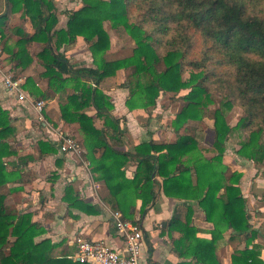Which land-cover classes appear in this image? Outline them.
I'll use <instances>...</instances> for the list:
<instances>
[{
  "label": "trees",
  "instance_id": "16d2710c",
  "mask_svg": "<svg viewBox=\"0 0 264 264\" xmlns=\"http://www.w3.org/2000/svg\"><path fill=\"white\" fill-rule=\"evenodd\" d=\"M3 2L6 14L22 11L21 16L32 27L30 35L15 28V34L21 36L19 50L10 55L15 67L25 69L36 61L48 90L60 96L69 90L59 103L60 118L65 124L78 126L90 172L105 186L104 200L112 211L119 212L123 221L137 224L133 220L135 203L140 202L139 213L145 214L156 188L167 198L186 203L185 222L174 216L167 229L182 232L176 248L189 241V254L183 256L197 264L218 263L215 243L227 230L254 239L256 232L251 231L246 199L239 187L242 174L227 171L222 160L225 145L241 128L246 137L236 155L264 166V0H80L79 8L61 12L53 0ZM60 14L67 15L64 29L57 28ZM3 20L0 17L1 37L6 31L14 33ZM106 24L132 40L135 47L131 56L107 58L111 43ZM170 31L173 34L168 37ZM190 32H195L193 40ZM151 37L163 51L159 52ZM196 37L201 43L195 46ZM79 40L87 46L92 68L74 67L61 51ZM35 44L42 47L31 54L29 47ZM186 70L189 76L184 78ZM118 72L126 73L116 87L127 90L124 104L129 111L156 109L161 96L167 94L173 102L183 101L169 124L174 140L155 144L151 139L132 151L113 147L123 146L126 138L122 121L112 115V98L102 85ZM225 76L227 80H223ZM214 81L218 86L223 84L225 99L210 110L214 101L208 85ZM27 87L31 95L47 99L30 79ZM235 105L244 116L229 126L225 116ZM205 116L213 120L210 158L198 148L194 127ZM96 120L101 122L100 128L95 126ZM11 121L0 107V188L14 184L9 191H19V185L27 181L24 168L32 157L16 156L17 150L8 144L16 135ZM37 145L40 153L47 146L42 142ZM11 156L16 161L8 164V170L4 159ZM62 201L69 208L96 213L70 185ZM192 201L213 224L210 240L195 238V229L189 226ZM44 233L33 213L11 209L6 195L0 193V264H82L65 255L55 256L57 246L43 239ZM249 260L253 261L244 250L232 257V264H249Z\"/></svg>",
  "mask_w": 264,
  "mask_h": 264
},
{
  "label": "crops",
  "instance_id": "0c3cea01",
  "mask_svg": "<svg viewBox=\"0 0 264 264\" xmlns=\"http://www.w3.org/2000/svg\"><path fill=\"white\" fill-rule=\"evenodd\" d=\"M53 1L56 9L60 12L77 9L80 5L79 0ZM5 9L7 8H5L3 0H0V17H4L3 24H6V27L12 29L13 32L15 28H20L24 34H32V27L27 19L21 16L22 11L8 15ZM57 19V28L64 29L67 23V15L60 14ZM20 37L18 33L10 34L7 31L2 37L0 35V45L4 51L5 63L15 76L24 81L22 88L29 99L41 100L30 94V88L27 87L28 79L31 80L36 89L47 97L46 100H41L44 102V106L42 111L43 123H40L34 102L31 100L19 102L13 93H9L4 89L0 81V106L10 112L13 125L19 132L18 135L24 134L26 136L25 138L27 139L24 138L25 143L35 138V141L42 140V143L47 144V146H43V151L40 153L38 146H21L19 143L15 144L14 142L15 146L13 147L18 153L32 157V160L24 168V172L29 174V171H31V175L35 177L30 182L27 180V184L19 185L21 186L19 190L21 194L32 200L31 205H26L29 208H23V210L33 212L34 220L39 222L45 230L43 239H49L56 244L57 247L53 253L58 258L65 255L72 262H75L72 259L75 253V245L73 243L75 236H81L88 241L102 242L113 250H121L124 247V240L116 231L111 220L110 214L114 211L105 203L104 197L106 198L107 196V190L103 183L94 180L89 165L87 166V163H89L86 159L87 153L80 141L81 136L78 126L76 124H65L59 115V103L66 98L69 90L61 96L48 90L45 79L41 77L43 69L36 61H33L25 69L15 67L10 55L19 50L18 40ZM41 47V44H35L31 45L29 50L33 54V52L39 51ZM61 51L74 67H93L87 46L80 40L64 47ZM115 80L116 84L121 82L117 79ZM115 80L107 79L103 83L102 88L112 98L114 104L112 115L122 121L121 129L125 133L126 143L123 146L113 147L121 151H132L136 145L151 139L155 144L160 143L162 139H166L163 141L167 142L174 140V133L170 134V131L166 132L165 135L162 133L164 128H160L162 123L153 124V119L157 117L155 109L129 111L125 107L124 102L127 90L117 88L114 85ZM158 109L156 108V110ZM150 120L151 129L148 126L146 127ZM210 121L208 120V123H211ZM95 126L100 128L101 122L96 120ZM60 134L74 137L77 140L81 149H83L81 156L62 153L59 150L58 139ZM212 135L214 139V133ZM212 135L209 131L203 139L205 141L203 143L206 146H198L200 150L204 149L203 153H208L203 154L205 158H210L213 155L209 151V145L213 140L210 144L206 142V139ZM237 163L233 164V166L237 167L235 171L242 174L239 187L249 207H247V213L249 216L250 214H257L249 219L251 231L256 232V235L254 239L249 240V238H244L243 236H236L232 230L223 232L222 237L215 243L214 253L216 261L218 262L217 264H232V257L245 250L253 260H249V264H264V202L258 201L261 200L264 194V172L260 170L257 174L254 167L245 169ZM33 164L39 165L40 174L37 175L32 170H27ZM130 172H126L129 178L132 177ZM39 184L38 189H32L31 185ZM68 185L71 186L83 202L94 208L95 214L87 213L81 209L69 208L62 201L64 190ZM27 187H31V189L27 190ZM22 189L27 195L23 193ZM37 197H41V205L37 204ZM135 204L136 210L133 220L137 222L143 235L142 264H197L191 257L183 256V254H189L186 250L189 241H184V245L176 248L175 244L182 237V232L178 229L172 231L167 229L169 221L174 216L181 223L185 222L188 214L186 203L181 200L167 198L159 188H156L155 199L147 208L145 214L140 215L139 213L140 202L137 201ZM190 208L193 216L189 226L195 229V238L210 240L213 224L205 220V214L196 201L190 203Z\"/></svg>",
  "mask_w": 264,
  "mask_h": 264
},
{
  "label": "rangeland",
  "instance_id": "374dc122",
  "mask_svg": "<svg viewBox=\"0 0 264 264\" xmlns=\"http://www.w3.org/2000/svg\"><path fill=\"white\" fill-rule=\"evenodd\" d=\"M106 30L109 33L110 43H111V48H109V50L107 51V54H106L107 58L113 60V59H120V58H125V57L131 56L133 49L135 47L132 40L127 36L126 37L121 36L119 32L112 30L108 24H106ZM172 34H173V32L170 31L168 33V37L172 36ZM190 34H191V40H193L195 37V32H192V33L190 32ZM151 41L154 42V44L156 45V43L152 39V37H151ZM195 41H196L195 46L199 45L201 43V40L197 37H196ZM156 46H158V45H156ZM156 48H159V46ZM160 48H159V52H161V50L162 51L164 50L163 48H161V49ZM117 76H118V78H117ZM188 76H189V70H186V72L184 73V78H187ZM125 77H126V73L118 72L116 77L113 78V80L117 79L120 82V81L124 80ZM222 78H223V80L224 79L227 80V76L222 77ZM110 80H112V79H110ZM114 85H117L116 80L114 81ZM208 88L211 91V95H212L213 101H214V103L210 106L209 109L213 110V108H216L218 106V103H220V101H224L225 97L223 96V94L225 92V89H224L223 84L218 86L215 81L210 82L208 85ZM169 96H170L169 94H167L165 96H161V98L159 99V107H157V109L159 108L158 109L159 111L155 109L157 117H155V119H153L154 120L153 124H155V125H156V123H162L160 125V128H163V127L165 128V129L163 128V130H162V133L164 135L168 131L171 132L170 134H173L172 129L169 127L171 118L184 105L182 100H177L176 102H173L171 99L169 100ZM150 108H152V107H150ZM231 108L232 109L226 113L225 120H226V123L229 124V126H235L236 122L240 118H242L244 116V114H243V111L241 110V108H238V106H236V105L234 107H231ZM6 111L9 113V116H10V112L8 110H6ZM10 118L12 120L11 116H10ZM208 120H211L210 121L211 123H208ZM150 123H151V120L148 123V125H146V127L148 126L151 129L152 125H150ZM12 124H14V123L12 122ZM194 127L196 130L198 129L197 132L200 133V134L198 133V136H200V138L197 137L198 146H206V144H204L205 141L203 140L204 137L207 135V133H209V131H210L211 135L214 133L213 132V120H212V118L209 116H205L201 121L195 123ZM18 134H19V132H17V130H16V135L14 136L13 139L8 140V144H14V142H15V144L19 143L21 146H38L37 145L38 142H42V140L41 141H38V140L35 141V138H33L32 140H29L28 142L25 143L24 138L26 136L24 134L23 135H18ZM245 137H246V134L241 128L233 133L232 137L229 139L228 143L225 145V151H224V156H223V160H222L223 165L225 166V168L228 169L227 171H230V172H237V171H235V169H237V167L233 166V164H236L237 162H238L237 163L238 165L242 166V168H245V169H250V168L252 169V167H254L255 170L257 171V174L260 172V170H262L261 172H264V166L263 165H255L252 161L242 159L236 155V150L239 148V143L241 141H243ZM25 139H27V138H25ZM212 139H213V135L211 137L209 136L208 139H206L207 140L206 142L210 144ZM163 140H166V139H162L160 141H163ZM15 144L13 146H15ZM20 145H18V146H20ZM201 150L203 153L204 149H201ZM203 154H208V153L204 152ZM16 156L24 158L27 155H23V153H18V151H17ZM4 161L7 165L8 170H10V165H8V164L15 162L16 157L12 158V156H11L10 158L8 157V158L4 159ZM256 166H259V167H256ZM245 169H243V170H245ZM27 170H32L33 173L37 174V175L40 174V171H39L40 168H39L38 164L37 165L36 164L31 165ZM29 172L30 173L28 174L27 180H29V182H30L31 179L35 178V177H33V175H31V171H29ZM27 183H28V181H24L23 184H21V185H25ZM14 186H15L14 184H7L4 187L0 188V193L6 195V204L11 209L16 210L17 212H21L23 210V208L25 209L28 207L26 205L32 204V200H31V198L28 199L26 196L21 194V191H9V189L14 188ZM31 186H32V189L33 188L38 189L40 184L39 185H31ZM19 188H21V187H19ZM29 189H31V187H27V190H29ZM22 191H23V189H22ZM23 193L25 195H27L24 191H23ZM258 201L264 202V194H263L261 200H258ZM36 202L38 205H41V202H42L41 197H37ZM247 207H248V205H247V201H246V208ZM35 212H37V211H35ZM30 213H33V212L30 211ZM255 215H257V214H254V215L250 214V217H254Z\"/></svg>",
  "mask_w": 264,
  "mask_h": 264
},
{
  "label": "built area",
  "instance_id": "2783aa9c",
  "mask_svg": "<svg viewBox=\"0 0 264 264\" xmlns=\"http://www.w3.org/2000/svg\"><path fill=\"white\" fill-rule=\"evenodd\" d=\"M0 81L3 87L13 93L19 102L31 100L35 104L39 122H43V106L44 102L28 98L22 86L24 81L14 75L9 66L5 63V56L0 45ZM59 150L62 153H71L81 156V149L77 140L68 135H59ZM87 163V162H86ZM89 163H87V166ZM111 220L116 231L124 240V247L121 250H113L102 242L88 241L81 236H75L73 243L75 245V253L72 259L78 263L89 264H142V246L143 235L138 224L123 221L119 212L110 214Z\"/></svg>",
  "mask_w": 264,
  "mask_h": 264
}]
</instances>
